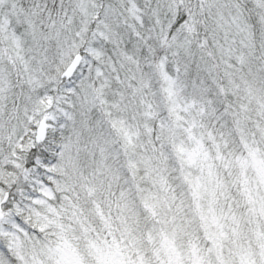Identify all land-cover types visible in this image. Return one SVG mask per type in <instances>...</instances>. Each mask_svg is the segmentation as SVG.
Here are the masks:
<instances>
[{
  "label": "snow or ice",
  "instance_id": "snow-or-ice-1",
  "mask_svg": "<svg viewBox=\"0 0 264 264\" xmlns=\"http://www.w3.org/2000/svg\"><path fill=\"white\" fill-rule=\"evenodd\" d=\"M0 264H264V0H0Z\"/></svg>",
  "mask_w": 264,
  "mask_h": 264
}]
</instances>
